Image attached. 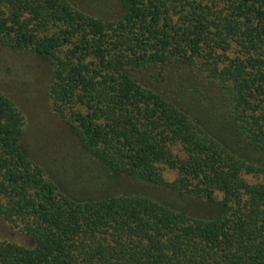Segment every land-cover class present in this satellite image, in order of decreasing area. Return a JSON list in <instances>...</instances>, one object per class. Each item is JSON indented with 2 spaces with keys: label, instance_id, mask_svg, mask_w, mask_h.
Returning a JSON list of instances; mask_svg holds the SVG:
<instances>
[{
  "label": "trees",
  "instance_id": "obj_1",
  "mask_svg": "<svg viewBox=\"0 0 264 264\" xmlns=\"http://www.w3.org/2000/svg\"><path fill=\"white\" fill-rule=\"evenodd\" d=\"M90 1L0 0V41L52 59L53 109L111 181L161 193H71L0 91V217L32 238L0 264H264V0Z\"/></svg>",
  "mask_w": 264,
  "mask_h": 264
},
{
  "label": "rangeland",
  "instance_id": "obj_2",
  "mask_svg": "<svg viewBox=\"0 0 264 264\" xmlns=\"http://www.w3.org/2000/svg\"><path fill=\"white\" fill-rule=\"evenodd\" d=\"M89 2L87 6L94 9L93 2ZM53 72L54 65L50 57L15 50L0 41V91L12 96L23 113V141L27 154L77 196L99 197L122 191L160 195L161 190L143 182L120 176L111 181L100 163L87 158L88 154L73 127L53 109L50 97ZM155 84L161 87V83ZM164 175L172 181L178 174L168 168ZM175 201L178 205H191L197 213L210 215L216 212L215 207L205 202L183 198ZM0 238L24 245L32 243V238L24 235L19 227L1 217Z\"/></svg>",
  "mask_w": 264,
  "mask_h": 264
}]
</instances>
